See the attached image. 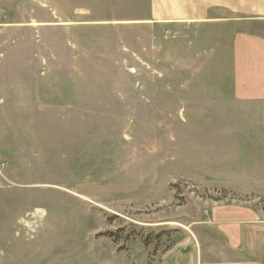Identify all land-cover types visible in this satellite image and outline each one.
<instances>
[{"label":"rangeland","instance_id":"obj_1","mask_svg":"<svg viewBox=\"0 0 264 264\" xmlns=\"http://www.w3.org/2000/svg\"><path fill=\"white\" fill-rule=\"evenodd\" d=\"M244 34L264 23L211 0L0 16V264H172L234 215L264 259V82L234 56Z\"/></svg>","mask_w":264,"mask_h":264},{"label":"crops","instance_id":"obj_2","mask_svg":"<svg viewBox=\"0 0 264 264\" xmlns=\"http://www.w3.org/2000/svg\"><path fill=\"white\" fill-rule=\"evenodd\" d=\"M21 6L22 0H0V16L6 19ZM211 6L226 10L228 14L248 15L252 20L264 23V0H211ZM240 36L234 40V56L238 60L244 57L243 67L248 70L245 73L258 74L264 82V39L248 34L242 35V38ZM246 77L248 81L252 79L251 75ZM258 96L264 98L263 86ZM216 217L222 221L220 215ZM236 220L240 219L234 215L233 221L226 219L225 224L195 226L190 230L193 239L188 236V239L180 243L179 254L172 264H264L263 258H253L251 251L246 252L244 226Z\"/></svg>","mask_w":264,"mask_h":264}]
</instances>
